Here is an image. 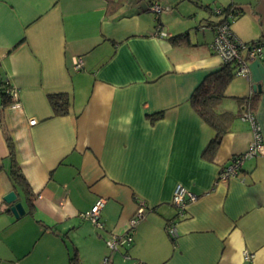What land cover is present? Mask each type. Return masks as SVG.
I'll return each instance as SVG.
<instances>
[{
	"label": "crops",
	"instance_id": "obj_1",
	"mask_svg": "<svg viewBox=\"0 0 264 264\" xmlns=\"http://www.w3.org/2000/svg\"><path fill=\"white\" fill-rule=\"evenodd\" d=\"M150 2L166 8L160 25ZM199 4L236 6L235 35L264 43V0H127L113 13L106 0H0V77L19 90L0 116V164L9 128L35 193L33 214L17 193L26 212L16 218L4 200L13 185L0 171V264H70L74 251L79 264L106 256L107 264H264V153L218 178L253 139L237 97L259 94L264 140V59L230 83L218 110L236 117L207 157L217 133L190 98L222 60L210 48L214 31L198 27L224 17ZM184 32L189 44L171 43ZM79 56L84 66L74 70ZM55 93L71 96L68 114H54ZM179 183L197 195L182 217L172 204ZM99 199L102 229L81 217ZM139 201L149 209L133 243L111 250L107 240L127 231ZM174 217L175 240L166 230Z\"/></svg>",
	"mask_w": 264,
	"mask_h": 264
},
{
	"label": "built area",
	"instance_id": "obj_2",
	"mask_svg": "<svg viewBox=\"0 0 264 264\" xmlns=\"http://www.w3.org/2000/svg\"><path fill=\"white\" fill-rule=\"evenodd\" d=\"M151 11L156 13L157 18L160 14L166 10L165 7L159 3L154 2L151 5ZM239 9L232 5L227 9L218 7L216 12L223 15V20L215 25L216 34L211 43V48L221 58L224 63H232L236 66V75L241 77H249V63L255 59H263L264 57V43L260 39L254 41H243L235 35L232 30V23L239 14ZM84 66V61L81 56L75 57L73 61L74 70H80ZM13 98V105L18 103L19 90L16 87L9 88ZM241 119L251 124L253 131V139L249 148L239 154L235 155L230 163L226 165L219 173L220 180H226L230 177L237 176L244 164V161L248 158L264 153V140L261 131V127L257 122L255 112L250 108L249 104H246L240 115ZM31 124H36L37 120L30 119ZM197 199V195L189 191L183 184L176 185L173 195L172 204L177 209V217L184 216L185 209L189 202ZM105 201L99 199L90 211L81 214L84 219L92 220L99 229H102L104 224L101 221V210ZM147 210V204L144 201H139L138 207L134 215L129 220V226L127 231L122 235H114L107 240V245L111 250L117 249L123 246H130L134 241V234L138 224L143 220L145 212ZM177 217L169 219L166 225V230L171 239L175 240L179 237V229ZM252 255L245 252V259L250 260ZM109 257L106 256L103 260V264H107Z\"/></svg>",
	"mask_w": 264,
	"mask_h": 264
},
{
	"label": "trees",
	"instance_id": "obj_3",
	"mask_svg": "<svg viewBox=\"0 0 264 264\" xmlns=\"http://www.w3.org/2000/svg\"><path fill=\"white\" fill-rule=\"evenodd\" d=\"M106 1L108 4L109 13H113L117 10V8L122 6L127 0H106ZM153 3L154 2H150V8ZM196 3L198 4V2ZM199 5L205 8H210L212 9L213 13H215L216 15H220L216 12V9L218 7H210L209 5L205 6L202 4ZM160 16L157 18V25H160ZM219 22L208 21L205 22L204 24L199 25L198 28L202 29L208 25L214 31V36H215L216 34L215 25L218 24ZM169 40L174 45H187L190 43V36L188 32H184L174 36H170ZM211 50L216 54V52L212 48ZM235 76H237L236 66L232 63H224L222 61L221 67L218 70L214 71L213 73L209 74L203 80V82L194 90V92L191 95L190 103L193 109L195 110V112L204 122H206L209 126H211L217 133L216 137L211 141V143L207 148V152H206L207 157L209 156V154L212 156V154L216 152L223 137L229 132L231 123L236 117L235 113L231 111L218 110V107L221 104V102L227 97V89L230 83L235 78ZM13 87L15 86L12 84L9 78H5L3 76L0 77V116L3 118L4 115L6 114L7 109L13 105V98L10 92L8 91L9 88H13ZM49 100L55 115H66L69 113L72 105V98L69 94L67 93L50 94ZM237 100L242 108H244L246 104H249L250 108H252V110L255 112V108L259 100V94L257 92L251 91L250 94L244 97H237ZM3 118L2 121H4ZM4 133L9 149V154L7 157V161L5 163L3 162L0 164V171L5 170L7 172L9 180L11 181V184L13 185L15 192L19 193L20 195L21 194L24 195L25 200L27 201L29 206L28 213L33 214L32 210L34 209L33 207H34L35 193L31 187L29 180L27 179L25 173L23 172L22 165L18 159L17 142L13 137V135L11 134V130L9 128H4ZM6 209L7 211L12 212L9 207ZM147 209H149L148 206ZM70 264H79V258L77 256L76 251L73 252L70 258Z\"/></svg>",
	"mask_w": 264,
	"mask_h": 264
},
{
	"label": "water",
	"instance_id": "obj_4",
	"mask_svg": "<svg viewBox=\"0 0 264 264\" xmlns=\"http://www.w3.org/2000/svg\"><path fill=\"white\" fill-rule=\"evenodd\" d=\"M260 88L257 85H254V88ZM18 195L17 193L13 190L10 191L9 193H7L4 196V200L8 203L11 204V211L14 214V216L16 218H20L21 216H23L26 212L25 207L23 205V203L21 201H17Z\"/></svg>",
	"mask_w": 264,
	"mask_h": 264
},
{
	"label": "rangeland",
	"instance_id": "obj_5",
	"mask_svg": "<svg viewBox=\"0 0 264 264\" xmlns=\"http://www.w3.org/2000/svg\"><path fill=\"white\" fill-rule=\"evenodd\" d=\"M237 81L242 80L241 78H236Z\"/></svg>",
	"mask_w": 264,
	"mask_h": 264
}]
</instances>
